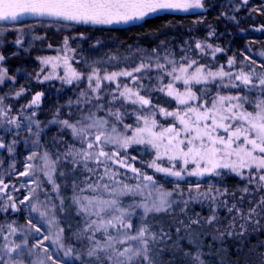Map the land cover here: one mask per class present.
<instances>
[{
    "label": "snow or ice",
    "instance_id": "6c2138e0",
    "mask_svg": "<svg viewBox=\"0 0 264 264\" xmlns=\"http://www.w3.org/2000/svg\"><path fill=\"white\" fill-rule=\"evenodd\" d=\"M242 4L247 5L248 0H242ZM204 7L203 0H0V22L14 23L31 16L75 24L110 25L143 20L161 10L187 13ZM5 31L7 28H0V35ZM214 34L209 32L208 35ZM20 43L18 39L16 44ZM182 51L179 60L172 54L166 55L163 62L149 56L131 70L105 71L102 76L96 67H91L85 76L72 68L68 58L64 57L63 81L72 84L86 80L87 90H82L75 102L69 101L66 118L60 116L58 108L49 122L60 125L61 132L67 130L72 142L67 143L63 152L58 151L55 158L48 151L40 155L39 170L52 186L59 204L51 203L45 206L46 210H41L42 202L37 198L36 203L29 205V213H39L47 224V232L31 219L26 227L17 225L15 220L0 223V264H48L49 261L65 264L66 260L70 264H174L177 258H187L189 264H204L199 253L192 256L183 251L179 240L192 237L194 233L197 237L203 235V232L197 233V229L205 228L218 234L221 240L243 238L246 234L264 230V72L257 73L255 68L231 71L237 64L235 57L227 60V66L217 64L214 68L210 63H201L200 57L210 55L216 60V55L224 51L210 43L197 41L194 49ZM189 52H195L197 56L189 55ZM5 59V55L0 54V85L6 80L15 83V77L2 66ZM244 59L256 63L248 56ZM41 63L52 64L53 69L57 67L52 58ZM153 71L155 77L136 75ZM120 77L130 78L135 87L119 82ZM52 78L48 75L44 80ZM145 78L155 79L158 90L174 100L178 107L169 111L153 104L150 96L141 95L151 86L142 82ZM104 82L115 84V88L102 90ZM232 89L236 91H225ZM23 94L24 89H21L15 93V98ZM42 95L35 94L25 107L38 108ZM117 102H120L118 106ZM74 104L79 112L75 117ZM126 104L134 106L131 113L124 110ZM157 108L160 116L171 118L167 127L158 124ZM35 115V111L28 114L25 130L36 138L33 143L39 144L43 129L39 121L31 119ZM126 115H135V126L124 123ZM22 123L11 115V108L0 96V126L14 125L19 130ZM158 127L159 131L156 130ZM133 145H146L155 150V158L147 166L177 181L183 180L185 173L197 178L222 177L230 173L245 183L238 189L239 195L214 185L201 192V185L197 183L195 193L190 191L188 199L178 202L172 199L173 191L165 190L152 175L128 164L126 156L121 157V152L127 153ZM109 146L113 150L106 151ZM0 149L13 152L12 146L2 140ZM37 155L33 151L27 159L32 161ZM165 157L169 166L157 163ZM110 165L126 168L139 182L128 184L118 179L120 173ZM34 167L31 163L26 164V171L20 175L32 174ZM77 172L85 174L82 180L76 178ZM57 176L65 180L73 177L71 197L66 198L61 193ZM7 188L0 179V192ZM124 197L129 199L125 201ZM7 199L12 202L0 206V211H20L10 195ZM32 199L29 195L20 203ZM66 199H70L71 204L66 205ZM190 201H208L209 215L202 219L190 218L187 222L178 220L175 241L163 226L156 230L159 221L154 214H168L174 204L183 203L186 207ZM72 205L76 206L75 215L80 217L75 227L71 222L62 224L55 212L57 208L66 212ZM221 208L227 213L226 223H221ZM180 211L184 212L185 208ZM66 229L70 233L67 236ZM33 230L40 238L33 237L35 243L29 248L28 238ZM17 235L22 237L19 242L10 239ZM45 241L53 246L54 252H50ZM165 253H170L171 258L166 259Z\"/></svg>",
    "mask_w": 264,
    "mask_h": 264
},
{
    "label": "trees",
    "instance_id": "16d2710c",
    "mask_svg": "<svg viewBox=\"0 0 264 264\" xmlns=\"http://www.w3.org/2000/svg\"><path fill=\"white\" fill-rule=\"evenodd\" d=\"M210 1L211 3L207 5V12L201 15L165 14L148 18L144 23L132 26L130 29L82 27L78 31L85 36V43L87 45L93 42L92 40L94 39L102 43H114V47L118 48L120 53H115L111 50L112 54H124V58L121 57V59L125 63L120 65L129 66L127 67L128 69L136 67L141 62L140 53L136 51L152 54L154 59L155 57L161 58L162 55L169 54L179 58L183 55L182 50L188 51L189 48L194 49L197 41L210 43L224 50L222 53L216 55V60H212L210 55L200 57V60L208 61L215 65L223 64L227 66V60L230 57H235L237 60L236 66H238L239 62H242L246 55L255 58V53L257 52L264 54V43L259 45L252 42L254 41L253 39L264 40V11L253 10L249 0L247 5L242 4V0ZM221 5H228L227 15H221L223 12L217 13L214 10L215 6ZM259 30L260 32H258ZM209 32H214L215 34L209 37ZM14 35L13 33L9 38L5 39L0 37V54L6 57L4 65L8 70V74L15 77V83L8 82L5 86H0V96L4 97V104L11 108V115L15 116L18 122H23L19 130L14 125L5 124L0 126V136L5 140L6 145H11L13 148L12 153H9L6 149L0 151L1 160L4 159V161H0V178L6 182L10 181L7 177L9 176L8 170L12 166L10 163L12 155L13 157L16 155L22 161V157L26 153L37 152L38 155L32 160L35 166L32 174H37V170L39 169L37 165L41 162L40 155L48 151L50 156L55 158L58 151L63 152L67 143L72 142V136L67 130L61 132L60 125L50 124L49 122L58 108L60 109V116L66 118L69 111L67 107L69 101L75 102L79 97L78 90H81L80 88L77 89L75 85L65 88L57 82L42 83L36 75L39 70L40 56L48 53L45 43H37L33 47L19 48L12 45ZM246 39L248 40L245 41ZM153 49L156 51L153 52ZM127 53L128 56H125ZM189 55L195 57L197 53L189 52ZM110 56L111 54L106 57L109 58ZM110 60L112 59L110 58ZM140 76L155 77L156 73L155 71L141 73ZM142 82L146 86L151 85L147 87V90L148 95H151L153 90V103L164 108H172L174 106V101L158 90L159 85L155 79L149 80L145 78ZM21 89H24V94L18 99L15 98V93ZM37 93H43L45 96L42 106L27 110L28 108L25 106L30 103L33 96ZM48 102L51 103L50 107ZM117 104L119 105V103ZM124 110L128 113L132 112V109L127 107V105H125ZM33 111L36 112V115L32 116L31 119L39 121L43 129L39 137V144H34L33 141L36 138L25 130L28 123V114ZM72 112L74 117L79 115L75 104L73 105ZM133 120H135V115H126L124 117V123L134 122ZM5 129L11 130L6 131ZM34 131L35 127H33ZM13 140L16 141L15 144H13ZM21 161L18 163L19 169L23 168V161L22 163ZM43 176V174H40L39 178L44 179ZM81 176L82 173H76L77 179H81ZM72 179L73 177L71 176L67 177L66 180L57 176V183L61 184V193L66 198H69L72 193ZM39 183L40 185L42 184L40 181ZM220 183L224 188L229 191H236L237 195H239L238 185L241 183L244 185L245 182L234 176H228L221 179ZM177 193L180 192H175L172 199L178 202L188 199V196H180ZM65 204H71L70 199H66ZM181 208H185V211L181 212ZM19 209L20 211L18 212H12L11 209L7 212L0 211V223H10L15 220L17 225H24L26 227L28 224L26 212L21 205ZM55 212L62 224L71 222L73 223V227H75L76 222L80 220V217L75 215L73 207L68 208L63 213L57 208ZM154 215L156 220L159 221L155 225L156 230H159L163 226L167 231L171 232L175 241L177 239L175 231L178 226L177 221L184 220L187 222L190 218L202 219L207 217L209 215L208 201L200 203L190 201L186 207L183 203H177L173 205L168 214L160 213ZM219 215L221 223H226L225 218L227 213L222 208L219 209ZM193 228L197 229V226L193 225ZM199 232H203L204 234L197 237L194 233L192 237L179 240V245L183 251L191 253L192 256H196L199 253L200 260L204 264H264V230L246 234L243 238L225 237L223 240L211 229H197V233ZM69 234V231L66 229L65 236ZM181 235H183V232ZM213 235H216V239H213ZM17 239H22V237L19 235ZM190 239L192 240L191 243L189 242ZM169 243H172V241H169ZM31 246L32 244L29 248ZM52 249L54 248L52 247ZM61 254L63 255V253ZM165 258L170 259L171 254L165 253ZM65 262L67 263V261ZM174 264H189V262L187 258H177Z\"/></svg>",
    "mask_w": 264,
    "mask_h": 264
},
{
    "label": "rangeland",
    "instance_id": "374dc122",
    "mask_svg": "<svg viewBox=\"0 0 264 264\" xmlns=\"http://www.w3.org/2000/svg\"><path fill=\"white\" fill-rule=\"evenodd\" d=\"M251 2V8L253 10L257 11H264V0H249ZM203 3L205 5L204 9H199V10H190L187 13L184 12H174V11H168V10H161L156 13L149 14L146 16L143 20H134V21H129L127 23L121 22V23H113L110 25H92V24H75L72 22H65V21H56L51 18H40V17H31V16H26L21 18L20 21L14 22V23H8L4 24L0 22V28H7V31H5L2 35H0L1 38H9L11 34L14 35V39H12L13 46H17L19 48L23 47H33L37 43H45L46 45V50L48 53L40 56L39 58V70L38 74L36 77L39 78V80L42 83L49 84L51 82H57L59 83L62 87L69 88L70 86H76V88H80L81 90H78V95L80 96V92L82 90H87V81L86 80H81V81H73L72 84H67L63 81L62 77L65 72L64 68V57L68 58L69 64L74 68L76 71L85 74V76L90 72L91 67H96L100 69V74L101 76L107 72H113V71H120V70H131L125 67L126 65H120L124 64V60L121 59L124 58V54H112L111 50H113L115 53H120L118 48L114 47V43H102L99 40H92L94 44H89L87 45L85 43V36L83 33H80L78 31L79 28H84V27H89V28H102V29H109V28H116V29H130L132 26L142 24L144 23L145 20L151 17L155 16H160V15H165V14H172V15H201L203 13H206L208 10L207 5L211 3L210 0H203ZM228 4V3H227ZM228 9V5H221V6H215L214 10L218 12H223L224 15H227L228 13L226 12ZM55 32V33H53ZM58 32V33H57ZM260 32V30L258 31ZM20 40L21 43L20 45L16 44L17 40ZM65 40H67V44L65 43ZM246 39L245 41H247ZM254 43L261 44L264 43V40L260 41V39H253ZM248 43V42H246ZM87 45V46H86ZM140 53L141 60L144 58H147L149 56L154 57L152 54H147L142 51H136ZM111 56L107 58V55ZM114 55V56H113ZM121 55V56H120ZM125 56H128V53L125 54ZM166 55H162L160 59L161 62L164 61V57ZM247 56V55H246ZM111 57H115V59L110 60ZM143 57V58H142ZM177 60L179 58L177 56H174ZM250 60H255V64H251L249 60H243L242 62H239L238 66H234L231 71H239L241 68H243L245 71L250 70L251 68H255L257 73L264 72V54L261 52L255 53V58H252V56H248ZM47 58H52V62L57 65L55 69H53L52 64H43L41 63L42 60L47 59ZM59 58V59H57ZM156 58V57H155ZM5 62V61H4ZM3 62V67H5ZM201 63H210L208 61H202L200 60ZM213 65L215 68L214 63H210ZM141 73H137L136 75L140 76ZM52 75V79L44 80L45 76ZM8 82L12 81H7L5 84L0 85V86H5ZM119 82H127L130 87H135L134 85L131 84L130 78L127 80L123 77L119 78ZM165 83H167V78H165ZM82 87V88H81ZM114 89L115 84H109L107 82H104L103 89ZM102 89V90H103ZM225 91H231L235 92V89L232 90H225ZM150 93V90H149ZM43 94V93H42ZM152 94L148 95V90L142 91L141 95H146L150 96L152 99ZM44 94L41 97L40 101V106H42L43 101H44ZM168 97V96H167ZM108 98V97H107ZM170 98V97H168ZM171 99V98H170ZM174 101V100H173ZM120 103V102H117ZM174 106L172 108H166L169 111L175 110L178 105L174 101ZM155 104V103H153ZM49 107L51 106V103L48 102ZM127 107L133 109V105L126 104ZM118 106V104H117ZM160 107V106H158ZM35 108V107H33ZM29 110V108L27 109ZM145 112H148V109L144 110ZM134 119V118H133ZM156 119L158 121L159 125H163L167 127L171 123V118L165 119L164 117L160 116L158 114V108H157V115ZM134 122H129L127 124H132L135 126L136 121L133 120ZM121 130L122 127H121ZM159 131V127L156 129ZM128 134H131L130 132ZM0 140H3L5 143V140L2 139L0 136ZM6 144V143H5ZM4 149H0V151H3ZM106 151L108 150H113L112 146H109L108 148L105 149ZM133 152L131 153V151ZM32 152L26 153L22 157V161L16 157V155H12L10 159V163L12 166L9 168V176L7 178L10 179L9 182H6L5 180L4 183L8 185V188L4 192H0V206L6 204V203H11L12 201H9L7 199V196H11L13 200L16 202L17 207L21 205L26 212V216L29 219L33 220L37 226L41 227L42 231L47 232V224L45 221L41 220L39 213H29V205L32 203H36L37 198L39 201L42 203L39 205L41 210H46L45 206L49 205L51 203L59 204V201L55 199L56 193L52 192V186L47 183L46 178L44 179L39 178L40 174H43L39 169L37 170V174H30V175H20V173H23L26 171L25 165L26 164H33L32 161H29L27 157L31 154ZM127 157V163L133 165L134 167L140 169L142 172L147 173L149 175H152L154 179H157L162 185L165 190L168 191H173L175 192H180L183 193V196H188V193L191 191L193 194L195 193V184L199 183L201 185L200 191H206L209 188V185H214L215 187L221 188V190L225 189L223 185H221L220 180L224 179L228 176H234L233 174L230 173H225L224 176L222 177H208L205 176L203 178H197L194 176H187L186 173L184 174V179L177 181L176 178L174 177H166L161 173H156L152 168L148 167V163L151 162L152 159L155 158V150L151 149L149 146L146 145H133L131 146L128 150L127 153L121 152V157ZM135 156L136 159L132 160L131 157ZM150 157V158H148ZM0 161H4V159L1 160L0 156ZM21 161L23 168L19 169L18 168V163ZM161 166H169V161L167 158H163L160 161H157ZM41 162L39 165H37V168H40ZM111 169L117 171L120 173V175L117 177L118 179L124 181L125 183L128 184H135L139 182L138 178L135 177V175L127 170L126 168H121L118 165H110ZM192 165H189V168H191ZM11 170V172H10ZM8 173L7 171H5ZM83 175L81 176V179H83ZM240 179L239 177H236ZM1 179V178H0ZM39 181L42 183L40 185ZM245 182V181H243ZM39 185V187H38ZM176 185H179V187H176ZM43 186V187H41ZM81 186H83L81 184ZM238 187H243L242 183L238 185ZM35 190V193L32 192V190ZM72 191V190H71ZM85 194H91V193H85ZM32 195L33 199L28 201L25 204H21L20 201L24 200L25 197ZM73 195V191L69 197ZM51 196L52 200L49 201L48 197ZM181 196V195H180ZM125 201H127L129 198L124 197L123 198ZM71 202V201H70ZM195 202V201H194ZM198 203V202H196ZM71 207L74 208L76 212V206L72 205ZM49 216L52 215L51 212L48 213ZM19 235L10 237V239L16 240L19 242L21 239H17ZM33 237H38V234L32 231L31 235H29L28 238V247L33 243H35V239ZM2 243V241H0ZM45 245L49 247L50 252H54L55 249H52V245L49 244L48 241H45ZM37 252H40V249H36ZM42 254V253H41ZM62 256V254H60ZM67 261V260H66ZM48 264H51L49 261ZM65 264H69V261Z\"/></svg>",
    "mask_w": 264,
    "mask_h": 264
}]
</instances>
